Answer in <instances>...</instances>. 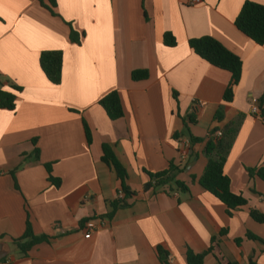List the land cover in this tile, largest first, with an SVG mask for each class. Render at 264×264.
Segmentation results:
<instances>
[{
    "label": "crops",
    "instance_id": "crops-1",
    "mask_svg": "<svg viewBox=\"0 0 264 264\" xmlns=\"http://www.w3.org/2000/svg\"><path fill=\"white\" fill-rule=\"evenodd\" d=\"M246 1L264 5L55 0L53 15L46 8L50 0H0V84L21 88L14 111L0 108V264H187L188 249L200 254L210 248L204 264H264V221L250 214L264 216V180L257 174L264 169V122L251 111L256 103L264 108V45L234 24ZM167 32L176 46L164 45ZM206 36L242 60L230 103L223 100L230 73L189 46V40ZM48 51L62 52L60 85L41 69L40 56ZM136 71H147L148 78L133 80ZM113 91L124 110L116 121L99 105ZM220 107L223 117L217 120ZM240 115L244 120L224 172L247 205L228 214L198 181L210 132H223ZM103 144L112 147L135 194L117 210L111 202L121 182L102 161ZM170 164L180 168L177 179L189 192L174 184L145 191L144 170L158 173ZM28 220L34 234L51 240L23 255L13 240L24 235Z\"/></svg>",
    "mask_w": 264,
    "mask_h": 264
},
{
    "label": "trees",
    "instance_id": "trees-1",
    "mask_svg": "<svg viewBox=\"0 0 264 264\" xmlns=\"http://www.w3.org/2000/svg\"><path fill=\"white\" fill-rule=\"evenodd\" d=\"M40 1L41 4H43L42 0ZM55 7V0H50V7L46 8L51 12V14L55 15ZM234 24L238 31L251 39L254 43L260 46L264 45V5L252 1H246L242 6L238 16L236 17ZM70 37L72 41L79 43L78 36L75 32L71 31ZM163 43L168 47H174L177 44L174 36L168 32L164 34ZM189 46L199 58L206 61L211 66L230 73L231 80L225 90L223 97L225 103H230L234 98V89L239 84L242 77V60L237 55L225 48L219 41L210 36L191 39L189 40ZM62 64V52L48 51L43 52L40 56L41 69L47 79L54 85H60L62 82ZM132 78L136 81L147 79L148 72H133ZM19 91H21L20 87L10 85L9 89H5L0 84V108L14 111L16 108V92ZM99 105L102 107L107 117L111 121H116L124 117L122 102L117 91H113L103 97L99 101ZM259 107L261 111V117L264 118V108L261 104H259ZM223 112L224 108L220 107L216 112L215 118L217 120H221L223 117ZM243 120V115L238 116V118H236L223 129L221 137H217V132L219 131L218 128H214L210 132V136L206 141L203 151L205 157L207 158V165L198 181L204 190L212 194L224 205H226L228 214H232L233 212L247 205L246 199L240 195L234 194L231 191L230 178L224 172L227 157L233 147ZM83 127L88 144H91L92 134L88 124L85 121H83ZM191 141L193 143L203 142V140L200 139H192ZM102 152V161L115 171L117 178L121 182L120 190L124 193V198L115 199L111 202V206L113 210L127 207L129 205L128 200L135 196V194L132 193L126 185L127 172L122 164L118 161L112 147H110L108 144H103ZM35 157L36 159L39 158L38 150L35 152ZM46 168L49 173V180L55 186H59L60 180L51 176V166H46ZM144 172L149 177V182L144 186L145 191L174 184L182 192H189L185 184L177 179L180 168L173 164H170L169 168L162 172L150 173L145 170ZM254 172L255 171H249L251 176L254 175ZM257 174L262 180H264V169L258 171ZM250 214L256 222L263 223L264 216L262 214L255 210H251ZM224 233L225 232H222L221 235ZM247 237L249 239L258 240V238H256L251 233H248ZM50 240L51 238L46 235L34 234L31 224L28 220L24 235L20 239L13 240V244L23 255H27L33 247L44 242H49ZM215 241L216 239L213 240V242ZM241 242V239L236 240V244L238 246ZM212 250L213 249L210 248L207 252L198 254L194 253L191 249H188L186 252L187 264H204L206 255ZM158 252L160 256L167 257V253H165L161 248L158 249ZM164 264L169 263L164 260ZM250 264L256 263L250 261Z\"/></svg>",
    "mask_w": 264,
    "mask_h": 264
},
{
    "label": "built area",
    "instance_id": "built-area-1",
    "mask_svg": "<svg viewBox=\"0 0 264 264\" xmlns=\"http://www.w3.org/2000/svg\"><path fill=\"white\" fill-rule=\"evenodd\" d=\"M196 3L198 2H201V0H195ZM251 111L254 115L258 116V118H260L263 122H264V118L261 117V111H260V107H259V104L256 103V104H253L251 106ZM222 136V131H218L217 132V137H221ZM184 156V154H183ZM124 198V193L120 190L116 196V199H123ZM86 238H89L90 237V234L87 233ZM3 264H11L9 262H6V263H3Z\"/></svg>",
    "mask_w": 264,
    "mask_h": 264
}]
</instances>
